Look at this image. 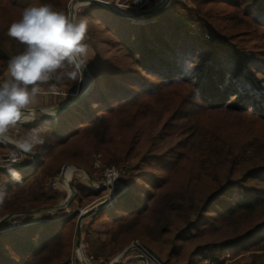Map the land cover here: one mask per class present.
<instances>
[{"label":"trees","instance_id":"obj_1","mask_svg":"<svg viewBox=\"0 0 264 264\" xmlns=\"http://www.w3.org/2000/svg\"><path fill=\"white\" fill-rule=\"evenodd\" d=\"M8 1L20 17L26 8L44 5L66 14L68 2ZM192 1L197 6L195 17L177 13L175 6L180 2L171 0L157 11L156 20L143 25L99 5L79 15L96 20L94 26H103L89 34L96 52V63L90 67L92 85L64 111L17 126L24 133L38 129L43 143L33 148L36 161L30 168L14 170L18 179L0 168V175L6 177L0 185V215L54 204V197L46 196L37 183L38 172L45 168V175L56 174L67 159L79 164L68 151L80 136L101 137L108 131L111 116L154 99L152 120L158 130L153 137L158 143L148 147L147 156L165 161L166 155L169 167L176 162V167L192 169L187 182L171 191L158 184L149 185V193L136 192L132 186L137 180L129 182L131 192L111 209L120 212L111 217L115 227L106 231L112 251L138 239L163 264H192L196 254L213 257L226 248H234L233 255L248 254L250 264H264V50L246 54L233 43L242 32L257 34L264 27V0ZM217 4L233 10L215 15L211 5ZM215 19L220 23H213ZM6 38V30L0 28V73L24 50L13 38L7 46ZM70 73H75L74 87L80 75L73 66L48 82L63 80ZM152 75L162 81L151 85L145 77ZM169 86L178 87L171 91L173 100L161 102L160 95ZM166 130L176 137L172 143L163 144L166 137L161 138V133ZM0 148L9 147L0 141ZM31 180L38 195L21 197L17 190ZM197 181L201 183L193 191L191 183ZM90 190L77 189L79 202L84 193L99 196V191ZM214 200L218 204L210 209ZM75 215L0 233V264H70ZM89 239L90 226L85 243Z\"/></svg>","mask_w":264,"mask_h":264},{"label":"rangeland","instance_id":"obj_2","mask_svg":"<svg viewBox=\"0 0 264 264\" xmlns=\"http://www.w3.org/2000/svg\"><path fill=\"white\" fill-rule=\"evenodd\" d=\"M77 0H68L66 4V14H70V5ZM99 1V0H96ZM133 0H105V2L114 5L116 7L123 8L125 11H129L132 8ZM173 1V0H172ZM179 5L175 6V10L177 13H184L186 15L194 16V11L197 9L196 3L192 0H178ZM151 0L141 8L139 12H143L149 8H151ZM91 5L88 4L87 7H83L81 4L74 6V13L77 18L79 15L85 11L86 9H91ZM169 5V4H168ZM167 6V5H166ZM165 7V6H164ZM208 7V6H207ZM215 12V15H218L222 10L225 13H229L233 10L232 6L217 4L211 5ZM163 8V7H162ZM157 11L150 13L144 17V23H136L134 24L143 25L152 23L157 19ZM219 16L216 17L218 19ZM20 19V11L17 8L13 7L8 0H0V28H4L7 33L6 45H9V41H12V38L8 35L9 26ZM213 20L215 24L220 23L219 21ZM96 22V20H93ZM92 20H87L88 30H87V39L86 43L89 46V51L86 57V64L84 67L87 69L88 73L91 75L90 67L96 63V55L95 49H93V45L90 41L89 34L91 31L95 29V31H100L103 29L102 24L98 23L96 26L93 24ZM167 21V20H166ZM97 23V22H96ZM165 24V23H163ZM93 25V26H92ZM205 25V24H204ZM198 31H200L201 24H196ZM163 27V26H162ZM166 27V26H164ZM168 27V25H167ZM204 30V27H203ZM264 27L259 30V33L254 34L250 32L248 35H245L242 32V36L234 39L233 43H236V46L242 48L244 53H253L254 51H263L264 50ZM105 38H111L110 34H105ZM99 38V37H97ZM103 38V37H102ZM106 38V39H107ZM98 40V39H97ZM6 69H2L0 73V82L5 79ZM79 72V71H78ZM79 82L76 86H72L73 77L71 75L65 76L63 80H57L55 82H47L41 85L43 91L36 98V102L32 105V108L37 113L36 119H42L44 116L48 118V116L43 115L37 111L38 108H50L57 106L61 103H64L71 98H73L80 90L83 88L84 76L79 72ZM159 76H146L145 78L152 84L154 82H159L162 80H156ZM129 80V79H128ZM57 87V91H61L59 94H54L50 92V89ZM178 87L170 88V86L166 89H163V92L167 90L166 93L160 95L161 102H171L173 100V96L171 95V91L176 90ZM148 101V103H143L141 105H136L133 107L128 106L123 110V113L117 114L115 117L109 118V127L108 131L105 135L99 138H90L86 139L83 136L74 142L71 146L68 154L76 155L75 161L67 159L62 162L56 174L45 175V168H43L37 174V183L41 185V189L44 190L46 196L54 197L55 203L52 205H37L31 208L22 209L20 211H10L6 212L4 215H0V221L4 218V216L8 214H12V216L6 219L2 224H0V233H11L16 229H20L21 227L34 223L39 220L45 219H59L66 215H70L72 211L76 213L74 218V223L76 224V219L80 211H83L95 204L100 203L101 201L106 200L112 194L113 195H125L131 192L129 190V182L133 180H137L136 184H133V189H136V192H145L149 193L152 191V188L149 185H158L165 190H174L178 188L180 185H183L185 182L187 174L192 169V166L189 168L188 166L179 167L176 165V162L169 167L167 156L164 155L163 158L165 161H159L155 159L153 156L148 155L145 151H151L148 149L154 143L153 148L157 145V139H154V135L158 130V126L156 122H153V109L152 104L154 102ZM157 103V102H156ZM158 103H160L158 101ZM157 103V105H159ZM155 105V104H154ZM117 107V106H116ZM159 107V106H158ZM44 117V118H45ZM107 117V116H106ZM110 117V116H109ZM34 120H30L26 123H31ZM31 130L26 131L25 133L20 131L18 127H13L8 130L7 136L16 141H20L25 138ZM170 131L166 130L164 133H161V138L166 137L164 140L165 144L169 141L172 143L175 136H169ZM168 137H167V136ZM261 136V135H260ZM263 137V136H261ZM167 139V140H166ZM8 145L9 148L2 149L0 148V157L6 154H14L19 157L21 160L20 163H16L17 166H13V164L5 162H0V166L3 167L4 170H14V167L20 166H28L32 162V156L29 153H23L17 147L5 142L1 141ZM168 152V151H167ZM34 154V150L30 152ZM156 154V153H155ZM46 155V154H45ZM44 155V157H45ZM169 155V154H168ZM35 156V154H34ZM36 158V156H35ZM36 161V160H35ZM109 169H114L117 171L116 178L108 183L103 181V174ZM65 172V173H64ZM90 176V178H89ZM70 181L73 189L76 194L73 199L70 201L67 206V213L59 217L60 211H46L43 210L46 207L56 205L60 202L65 201L67 198L69 191L66 186V180ZM6 182V177L4 175H0V185ZM56 182V185L53 188L52 183ZM201 182L197 181L195 183H191V188L195 191ZM126 185V187H124ZM100 186V187H99ZM34 187V181H29L27 184L19 188L17 190L21 193V197H25L27 195L30 197H35L38 195ZM37 187V186H36ZM97 187V188H96ZM83 188L86 191H92L90 189L99 191V196L90 197L85 193L83 194L84 198L81 202H79L80 196L77 192V189ZM122 191V192H121ZM156 192V191H155ZM157 193V192H156ZM9 195V197H11ZM121 196V197H122ZM120 197V198H121ZM118 199H116L112 205H115ZM218 202L214 200L211 207L216 206ZM108 206L107 209L103 212L93 213L89 216H86L82 220L81 225V253L84 261L87 264L86 258L92 256L93 259H99V264H110L112 260L117 257H120L117 264H139L140 257L145 256L149 259L150 264H157L152 256L145 251L144 249L133 248L127 253H123V248L129 244H140L138 239H133L129 241L127 244L122 246L120 249L115 252L112 251V244L109 241L108 235L106 234L107 229L114 228V224L112 223V218L114 216H118L120 212L112 211L113 206ZM29 210H42L32 214H25V211ZM100 211V210H99ZM109 211V212H107ZM73 212V213H74ZM70 213V214H68ZM98 213H101L98 215ZM106 213V214H105ZM105 214V215H104ZM87 218V219H86ZM75 224H74V232L72 236V243L70 247V264H83L82 258L77 250L74 240L75 234ZM90 226V242L85 243L86 230ZM8 227H11L10 229ZM147 246V245H144ZM8 247V246H6ZM148 247V246H147ZM150 248V247H148ZM151 249V248H150ZM154 251L153 249H151ZM234 248H226L222 252H216L212 255L213 257H204L202 254H196L192 258V264H250L251 257L248 254H238L233 255ZM154 253L158 255L155 251ZM13 255V254H12ZM159 256V255H158ZM160 260L162 258L159 256ZM14 259V258H12ZM163 262V261H162ZM95 263V262H94ZM93 263V264H94Z\"/></svg>","mask_w":264,"mask_h":264},{"label":"clouds","instance_id":"obj_3","mask_svg":"<svg viewBox=\"0 0 264 264\" xmlns=\"http://www.w3.org/2000/svg\"><path fill=\"white\" fill-rule=\"evenodd\" d=\"M88 3L89 0H81L83 7ZM87 30L85 18L53 11L48 5L26 8L20 19L9 26L8 35L22 44L24 50L9 61L7 78L0 82V141L8 139L10 128L37 118L32 105L43 91L41 85L69 66L86 64ZM70 75L75 78V73ZM42 112L55 115L54 109ZM15 143L21 152L30 153L43 140L39 130L33 129ZM10 171L14 178H19L18 173Z\"/></svg>","mask_w":264,"mask_h":264},{"label":"water","instance_id":"obj_4","mask_svg":"<svg viewBox=\"0 0 264 264\" xmlns=\"http://www.w3.org/2000/svg\"><path fill=\"white\" fill-rule=\"evenodd\" d=\"M76 3H78V5L81 4V0H77ZM88 4H93V5H99L121 17H124L126 19H132L134 17H142L144 18L146 15L156 12L159 9H161L163 7V5H159L157 7H151L143 12L140 13H132V12H126V11H122L117 9L114 5H111L107 2H99L96 0H89ZM74 13V9L72 8V5H70V14ZM77 70L84 76V83H83V88L80 90L79 93H77L73 98H71L70 100L61 103L57 106L54 107H50L47 108V110H55V115L64 111L65 109H67L68 107H70L71 105H73L76 101H78L79 99H81L90 89L91 85H92V76L88 73L87 69L82 66V67H76ZM46 108H38L37 111L41 114H43L42 110H45ZM46 115L48 117H51V115H47V114H43ZM5 142H8L9 144L13 145V143L15 142L14 140L8 138ZM14 146V145H13ZM16 147V146H15ZM32 156V162L31 164H29L28 166H20V167H14V170H25L30 168L34 163H35V156L32 153H29ZM0 168H3L0 166ZM90 178V176H89ZM66 186L68 188L69 194L67 196V198L65 199V201L60 202L56 205L53 206H49L44 208L43 210L46 211H60L64 208H67V206L69 205L70 201L73 199L74 195L76 194L75 190L73 189L72 185L70 184V181L67 179L66 180ZM126 186V185H125ZM122 192V191H121ZM122 195H111L109 198H107L104 202H100L98 204H95L83 211H80L77 219H76V224H75V234H74V240H75V245L77 247V250L82 258L83 264H87L83 257H82V253H81V225H82V220L84 217L89 216L93 213H96L99 210L105 209L108 207V203L112 204L116 199H119ZM38 211H42V210H29V211H25V214H32V213H36ZM74 211L70 212L73 213ZM68 213V214H70ZM12 216V214H8L6 216H4V218L0 221V224H2L6 219L10 218ZM133 248H138V249H144L145 251H147L153 258V260L157 263V264H163L162 261L160 260L159 256L156 255L154 253V251H152L150 248H148L147 246L144 245H140V244H129L127 246H125L123 248V253H127L128 251L132 250ZM120 257L115 258L114 260L111 261L110 264H117L118 260Z\"/></svg>","mask_w":264,"mask_h":264},{"label":"built area","instance_id":"obj_5","mask_svg":"<svg viewBox=\"0 0 264 264\" xmlns=\"http://www.w3.org/2000/svg\"><path fill=\"white\" fill-rule=\"evenodd\" d=\"M151 1H152L151 2L152 3L151 4L152 7H157L159 5H163V7H164V6L168 5L171 2V0H151ZM147 2H148V0H133L132 1L133 5H132L131 10H129V12L140 13L139 11L141 10V8ZM129 20L132 23L133 22H136V23H144L145 22L144 18H142V17H137V18L134 17V18L129 19ZM50 92L54 93V94L61 93V91H57V87H54V88L50 89ZM0 162H2V163L8 162V163H11V164H16V163L19 162V157L17 155L11 154V153L10 154H6V155H3L2 157H0ZM103 176H104V178L102 179V182H101L100 185H102L103 181L108 182V183L112 182L117 176V171L114 170V169H109L106 172V174H103ZM55 185H56V182H53L52 183L53 188H55L54 187ZM8 228L10 229L11 227H8ZM86 260L90 264H93L94 262H95L94 264H99V262H101V261H99V259H95L94 260L92 256H89L88 258H86ZM139 260H140L139 264H150L149 263V259L146 258L145 256L140 257Z\"/></svg>","mask_w":264,"mask_h":264},{"label":"bare ground","instance_id":"obj_6","mask_svg":"<svg viewBox=\"0 0 264 264\" xmlns=\"http://www.w3.org/2000/svg\"><path fill=\"white\" fill-rule=\"evenodd\" d=\"M71 5H72V8L74 9V6L78 5V3L73 2ZM115 7H116V6H115ZM116 8L119 9V10L125 11L123 8H120V7H116ZM126 12H129V11L127 10ZM8 138H9V137H8ZM7 143H8V142H7ZM13 145L16 146V143L14 142ZM64 173H65V172H64ZM124 187H126V186H124ZM104 201H105V200H104ZM104 201H101V202H104ZM111 205H112V204H109V203H108V206H109V207H110ZM63 211H66V212H61V213L59 214V217H62V215H64V214L67 213V209H66V208H64ZM86 219H87V218H86Z\"/></svg>","mask_w":264,"mask_h":264},{"label":"crops","instance_id":"obj_7","mask_svg":"<svg viewBox=\"0 0 264 264\" xmlns=\"http://www.w3.org/2000/svg\"><path fill=\"white\" fill-rule=\"evenodd\" d=\"M4 75H5V79H6V78H7V72H6ZM20 161H21V160L19 159V163H20Z\"/></svg>","mask_w":264,"mask_h":264}]
</instances>
